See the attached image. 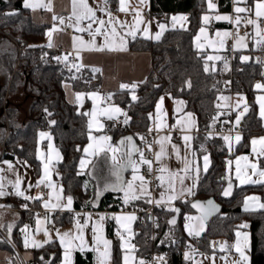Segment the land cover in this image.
<instances>
[{"label": "trees", "instance_id": "1", "mask_svg": "<svg viewBox=\"0 0 264 264\" xmlns=\"http://www.w3.org/2000/svg\"><path fill=\"white\" fill-rule=\"evenodd\" d=\"M254 1L248 0L251 4ZM114 2L115 0H112V3ZM207 2L208 0H151L150 11L156 20H168L171 14L184 12L187 14L189 25L185 29L166 31L159 41L152 42L146 38L134 40L135 45H132L136 49L152 52L153 69L146 83L136 88V101L131 99L132 95L128 89L115 92L114 101L125 108L130 119L127 124L123 123L124 128L121 131H117L111 124L108 129L114 132L113 139L118 135L133 133L142 145L139 137L151 126L156 99L163 93H169L173 97L184 98L188 109L197 113L201 132L196 136V156L199 159L204 155L209 156L208 170L199 178L195 194L191 199H180L176 202V206L182 208L178 230L169 225V217L174 212L168 211L167 208L157 209L160 217V235L155 244L147 240L148 230L137 224L139 230L135 240L138 255L156 246L173 247L178 243L194 240L196 236H189L183 229L182 220L185 212L193 211L190 205L193 199L215 197L222 204V210L206 224V229L199 236V249L196 252L220 251V239L232 240L238 226L247 223L251 233V264H264V210L243 211L245 198L250 194H257L264 201V184L239 185L230 171L229 164L236 156L250 153L251 138L264 132V123L259 116L256 102V84L264 81V64L258 62L255 57L247 62H241V54L238 52L234 54L232 62L227 61L228 51L224 52L219 60L207 61L209 71H204L207 57L217 55L199 50L194 45V35L202 25V14L209 10ZM22 5L23 0H0V78L2 76L5 78L4 84L0 85V112L2 111L4 123L8 118L9 131L3 140L8 151L6 155H20L38 165L36 156L38 134L42 130L50 131L63 156L57 166L64 192L73 197L74 209L92 208L96 184L87 183V173L79 166L90 131L89 117L83 115L88 112L90 100L88 99L83 109H80L76 103L67 99L65 84L71 83L76 91H89L101 87L102 74L93 73L89 68H82L79 72L75 69L69 71L64 62H57L54 59L57 57L55 50L40 44L46 34V26L35 24L30 11ZM218 9L231 11L232 0H219ZM9 12L17 14L8 16ZM16 43H27L32 47H28L19 55ZM225 60L228 63L227 69L224 66ZM73 76L76 78L73 79ZM223 79H227L230 84L226 85ZM189 81L191 87H188ZM231 90L236 96L243 95L246 98L249 110L236 127L242 139L237 145L232 142L229 150V145L222 137L224 135L234 137L237 133L208 132L213 128L210 127L213 120L208 112L217 111V100L226 97ZM6 93L7 97L17 94L33 96L28 108V120L23 125H13L9 121L18 114L15 106L7 107L5 118L3 108L5 104H9L8 98L6 101L4 99ZM238 110L239 107L236 109L234 124ZM11 150L14 151L13 154L9 153ZM260 164L264 167V156L260 157ZM224 176L226 178L223 180ZM227 180L236 181L234 195L229 199L221 196ZM8 200L13 206H21L24 201L13 196ZM123 202L122 193L109 192L105 195L101 208L116 209ZM132 203L145 207L149 205L145 199ZM56 215L60 220L65 214ZM19 223H23V217ZM169 233L170 236L166 239ZM41 257L44 259L41 260ZM60 257V247L56 242H51L43 248L35 249L32 264H58ZM114 264H118L116 258Z\"/></svg>", "mask_w": 264, "mask_h": 264}, {"label": "snow or ice", "instance_id": "2", "mask_svg": "<svg viewBox=\"0 0 264 264\" xmlns=\"http://www.w3.org/2000/svg\"><path fill=\"white\" fill-rule=\"evenodd\" d=\"M241 2H244L247 4V0H233L234 3V12L237 14L235 17V20L233 21L232 16L230 15H215L214 19L216 21H229L234 23V26L237 28V32L235 34V43L233 45L234 50L239 48H246L247 47V38L251 36V39L253 40L256 47L264 48V30L261 29L259 21L264 18V0H255L254 3V9L253 7H239L235 6L236 4H239ZM146 3V0H140V4L144 5ZM108 4V0H105V5ZM72 5V14L69 17V20L71 21L72 17H75V23L70 24L69 26L74 27L75 31L77 32H87L88 35L91 37L89 41L83 40L82 37L74 36L73 39V49L76 51V59H81L80 52L87 50V51H127V37H131L132 40H135L137 37V33L142 31V34L144 38L146 39H155L159 41L161 39V36L167 29V25L157 22V27L159 28V31L151 34L150 32V24L151 22H148V25L145 26L142 30L140 29L139 25L144 24L145 21L143 19L142 11L138 8L135 10V24L133 25L132 29L125 32L123 35H121L119 32H117L116 27L113 25V21L110 19L109 21H105L103 19H98L96 17V10H94L89 4L87 3V0H71ZM23 8L25 9H32L35 11L37 8H45L48 11H52V5L51 0H49L48 3H45L44 0H37V2H33V0H23ZM207 6L209 9H216L217 5L212 2V0H208ZM100 11L107 12V8H101ZM119 11L127 12L128 6L126 4V0H119ZM254 11V15L256 17L255 20L253 19H245L246 25H253L254 26V35L250 33H245L244 36L239 35V25L241 24L242 17L239 15L240 13H252ZM16 12H9L7 13L8 16L16 15ZM109 17H111V13L107 12ZM57 17L53 15V20H56ZM60 24H64V18L59 17ZM90 21V23L87 24V27H81V21ZM173 27H175L176 23L186 21V16H173L171 18ZM203 23L208 24L210 21V17L208 15H205L202 17ZM96 23L99 26L93 29L92 24ZM107 25H111V27H106ZM125 25L123 22H120V27L123 28ZM181 27L183 25L181 24ZM63 29L58 28L55 24H53L52 28L49 29L46 32V35L48 37V43L46 47L52 48L54 47L53 43V33L62 31ZM201 33L205 32V28L201 27L200 29ZM232 33L224 32L220 33L217 32V37H223L227 38L229 36H232ZM101 36L103 37V43L98 44L96 41V37ZM196 40H200V36L196 37ZM220 45L223 46L224 39H221L219 41ZM29 47H32L31 45ZM197 47L199 48L200 45L198 44ZM71 53L64 55V56H57L54 57L57 62H64L65 67L68 68L69 71H72V69H75L77 72L80 71L81 68L85 67L83 64L79 63H73L68 64L69 56ZM221 57L219 56H208L205 62L204 71L208 72L209 67L207 64V61L211 60H219ZM250 57L248 56H241L240 60L241 62H247L249 61ZM259 62V61H258ZM225 68H228V63L225 60L224 64ZM93 73L99 72V68H93ZM76 77L73 76V79ZM141 83H146V81H142ZM67 87V85H66ZM138 87L137 83H133L131 85L126 83H121L119 85L120 90L128 89L132 92L131 99L133 101L137 100V96L135 95V90ZM188 87H191V82H188ZM257 88L264 87L260 84L256 85ZM84 93H77L75 96V99L77 102H80L84 98ZM90 99L93 100V110L91 112H85L83 115L88 116L89 129L92 128V123L94 120L97 119V113L95 109V100L97 98V93H89L87 94ZM115 95V93H109L107 97H102L101 99L105 100H111L112 96ZM221 99H228L227 97H221ZM241 99H243L241 97ZM259 106H260V118L264 120V96L257 98ZM163 102V97H161V103L157 104V118L159 119V114L161 112V104ZM82 107V104H81ZM219 108L220 105H217ZM239 107V104L236 106ZM248 106L245 103L243 107V111L238 112L235 118V124L234 127H238L240 125V122L244 115L248 112ZM45 111H47L45 109ZM228 114L224 112H220L217 114L216 117L213 118V125H210V127H213L215 125V122L219 119L220 115ZM51 115V113H49ZM102 115L107 120H119V117L123 115L125 117L123 123L127 124L129 121V117H127V113L124 112L121 108L115 105L109 106V108L104 109L102 112ZM188 117H191V113L187 114ZM151 116V114H150ZM51 123H55V121H51ZM180 124V122H177ZM224 123H228V121H225ZM162 127H166V125L157 124L156 130H161ZM175 127V126H173ZM103 124H98L97 130H102ZM153 129H149L151 132ZM180 130L186 131L190 129H186L184 125H180ZM233 129H230L231 132ZM47 134L46 133H40L41 138H44ZM50 138V137H49ZM90 140H96V144H89L87 148L84 149V152L87 154L89 151V148H91L92 155L95 157H100L101 155L104 157V163L108 165V175L107 176H101L99 174L100 170L97 168L96 165H93V178L96 180V193H95V199L92 202L93 206H96L95 201L99 200L100 196H102L106 192H120L123 193V200L124 203L127 204L132 200H139V199H145L146 203H155L157 207L165 206L168 211L170 212H179V209L172 206L173 201L177 199H183L185 195H194L193 189L196 187V184L199 180V174H200V166L197 164L195 167H193V161L188 158L187 150L191 148V141L192 136L190 135H183L182 140L184 142V148L186 150V154L181 156L180 154V148L179 146L172 144L171 149L172 152L169 153L167 151L166 144L171 143V136H161L159 140L155 141L159 145V151L155 153V162L159 165L157 172L158 175L156 179L159 181L157 187L161 188L162 191L160 192L159 199L154 200L152 198V194L149 191V184L150 181H148L144 175L140 174V167L142 165H147V170L149 173L152 172V165L153 161L148 160L144 156V152L138 148L133 140V137L129 136L124 139H122L118 146H112L110 143V137L107 136H99V137H93L89 136ZM142 141L145 142L147 148L149 151L152 150V144L148 143L144 137H140ZM222 139L229 145V150H231V144L234 140L235 143H239L242 139V136L237 133L235 137L231 135H224ZM261 145V149L259 153H257L258 156H264V137L260 138H253L251 141V144L255 146L256 144ZM51 147V145H49ZM253 152L256 153V148L253 147ZM138 154L139 155V161L134 159V156ZM172 155H175L176 159L183 165L182 168L173 170L168 167L167 161L171 159ZM194 156L195 153H192ZM246 159V158H244ZM203 170L204 172H207L208 165H209V156L204 155L203 156ZM51 161L44 163V171L43 176L41 179H39L36 182L35 187H39L40 185H45V187L53 189V192L49 193V200L45 201L43 203V207L46 210L49 211H72V205H73V197L67 196L64 198L62 196L63 188L62 186L59 187L57 191V185L54 184L50 178L49 174V163ZM110 162V163H109ZM87 163H91V161H88ZM231 162L229 161V164ZM86 166V161L81 160L80 167L81 169H84ZM251 169V174L249 175L247 171L244 172L242 175L241 169L239 165L236 168V179L239 180L240 184L245 183H253V184H264V169H260L258 167V163H251L247 166ZM9 170L15 172L13 166L9 163L8 164ZM131 170L132 176L130 180L124 179V173L125 171ZM3 169H0V172H2ZM80 174V173H78ZM253 176H257L261 179H253ZM3 177L0 176V197H4L6 195L14 194L19 197H23L25 200H42V196L32 197L29 195H25V191L21 189L22 180L20 176L17 174V178L15 182L9 181L8 183L12 184V187L14 189L13 193H8L5 190L6 185L3 183ZM186 179H191L193 181L192 185L185 186L184 181ZM29 187H32V185H29ZM87 187V185L85 186ZM55 193V195H54ZM224 196H230L231 195V183H229V187L223 191ZM55 200V203L52 202V200ZM64 199H66V203L62 202ZM0 207H4L0 205ZM25 209H27V204L22 205ZM192 207L194 208H200L202 209V216L200 219V224L198 230H194L193 227L189 226L188 224L185 225V229L188 232L189 236H200L201 232L204 231V223L203 221L206 220L209 216L213 215L214 213L219 211L218 206L214 204L213 201L209 200L207 201V205L200 204V203H193ZM258 210H264V203L259 202V197H247L245 198L244 204H243V211L245 212H255ZM50 217L46 216L44 220H41L37 218L36 224H37V232L43 231L44 236L46 239L44 241L36 240L35 238H30L28 235V226L25 225L23 229H21V232L24 233V247L25 248H43L44 244L51 243V237L49 235V230L47 228H41L40 226L43 225L46 221H50ZM75 219V232H63L61 233L59 230H56L57 237L59 239L60 246L63 248V259L62 264H73V253L75 251H79L81 253H84L86 251H92L96 253V264H110L111 261V245L112 242L108 239H106L103 235L104 233V221L106 219H114L117 224H119L121 227L117 229V236L119 237L121 241V249L125 252L123 257V264H129L130 257L128 255L129 250H135V245H131L126 240L125 234L129 233V224L136 220L137 217L135 215H112L107 216L104 214L99 215L98 219L93 221V217L91 214H85L84 215V223H81V214H76L74 217ZM186 219H193L191 217H186ZM92 222L91 225V231H92V245L89 246L88 241L85 239L84 230L89 226V222ZM169 224L175 225L176 219L173 217L171 220L168 221ZM3 225H0L2 227ZM13 225H8L7 229L8 232L11 233ZM121 228L123 231H121ZM249 224L242 223L238 226V230L235 232L236 240L233 245L230 247L235 249V252L238 253V259H235L231 261V264H249V256L246 254L248 250H250L251 247V235L247 231H241L240 229H248ZM170 236V233L166 235V239ZM161 243H164V241H161ZM213 247H215V242H213ZM226 248V245H221V251H224ZM185 259H191V254L186 252ZM44 257H41V260H43ZM206 259H212L213 264L215 262V256L212 257H206ZM221 259H227L226 257H221ZM155 264H167V261L164 256H158L154 258ZM139 264H145L143 260L139 261Z\"/></svg>", "mask_w": 264, "mask_h": 264}, {"label": "crops", "instance_id": "3", "mask_svg": "<svg viewBox=\"0 0 264 264\" xmlns=\"http://www.w3.org/2000/svg\"><path fill=\"white\" fill-rule=\"evenodd\" d=\"M33 2H37V0H33ZM44 2L48 3L49 0H44ZM150 2L151 0H146V3L144 5H141L140 0H126L128 11L122 12V11H119V0H115L114 3H112V0H108L107 5H105V0H87V3L89 4V6H91L94 10H96V17L98 19H103L106 22L111 19L113 21V25L117 29V32H119L121 35H123L125 32L132 29L133 25L135 24V19H134L135 10L138 8L142 11L143 19L145 21L144 24L139 25L141 30L145 26L148 25V22H151L150 24L151 34H154L159 31V28L157 27V22L167 25V29L161 36V39L166 33V31L170 29H185L188 27L189 25L188 17H187V14L184 12L173 13L170 15L168 20H156L151 14ZM213 3L217 5L216 9H209L207 12H204L202 14V17L205 15H208L210 17L209 23L204 24L202 20V25L200 26V28L197 30L196 34L194 35V45L196 46V48H198L197 45L199 44L200 45V47L198 48L199 50L217 53L216 56H219V57H221V55H223L224 52H228L232 50L234 54L238 52L241 54L240 56L250 57L249 60L255 57L259 62L264 64V48L256 47L253 40L251 39V36L247 38L246 48H239V49L234 50L233 45L235 43V34L237 30L236 26H234V23L229 22V21H216L214 19L215 15L217 14L230 15L232 16L233 21H234L237 14L234 12L233 0H232L231 11H221L218 9V2H213ZM254 3L251 4L247 0V4H245L244 2H241L239 4H236L235 6H239V7L247 6V7H253L254 9ZM51 5H52V11H48L45 8H37L35 11H33L32 9H28L31 14V19L37 25L46 26V32L52 28L53 24H55L58 28L63 29L62 31L53 33L52 39H53V43L55 46L50 49L62 48L63 53L59 54V56L67 55L69 54V52H74V55L76 56V51L73 49V39L72 38L74 36H78V37H82L83 40L85 41H89L91 37L88 35L87 32H77L75 31L74 27L69 26L70 24L75 23V17H72L71 21L69 20V17L72 14L71 0H51ZM105 7L107 8V12L111 13V17H109L107 12L99 10ZM53 15L57 17L56 20H53ZM239 15L242 17L241 24L239 25V27L245 24V19H248V18L253 19V20L256 19L254 15V11L252 13H240ZM173 16H177V17L186 16L187 20L178 22L176 23L175 27H173L172 20H171ZM59 17L64 18L63 25L60 24ZM120 22L124 23L125 26L123 28L120 27ZM212 22H215L216 25L212 26ZM88 23H90V21H87V20L81 21L80 26L87 27ZM181 24L183 25V27H181ZM98 26L99 25L96 23L92 24L93 29H95ZM68 27L71 29H68ZM106 27H111V25L106 24ZM201 27L205 28L204 33L200 32ZM260 27L262 30H264L263 25L260 24ZM217 32H220V33L229 32V33H232L233 35L227 38L217 37L216 36ZM247 33L254 35L253 25H251L250 30ZM239 35L244 36L245 34L239 33ZM197 36H200L199 41L196 40ZM136 38H144L142 31L137 33ZM126 39L128 41L127 51H108V50L87 51V50H84L80 52L81 59H79L78 62L85 66L83 67V69L89 68L90 70H92L94 67L99 68L100 69L99 72L102 74L101 87L94 88L89 91H85L86 94L92 90H95V91H98L97 93L102 94L103 97H107L109 93H115L116 91L120 90L119 85L121 83H126L129 85L133 83H137L139 87L140 84H143L141 83L142 81L147 80L150 72L153 69L152 52L150 50L136 49V47L133 46L135 45V41L132 40L131 37H127ZM221 39H224L223 46H221L219 43ZM149 40L152 42L157 41L155 39H149ZM96 41L98 44L103 43V37L97 36ZM47 43H48V37L45 34L44 38L40 41V44L44 46L45 48H48L46 47ZM4 81H5V78L2 76L0 78V85L4 84ZM257 84L264 86V81H259ZM256 89H257L256 102L258 104V111L260 113V106H259L257 98L264 96V87H261V88L256 87ZM65 90H66L67 99L70 102L76 103L78 105L75 99V96L77 93L83 90L76 91L71 83L65 84ZM17 95H12V97H15ZM131 95H132V92H131ZM7 96H8V93H6V96L4 98L5 101L8 98L7 101L9 102V104L8 105L5 104L3 108L4 113H5V118L7 117L6 115L7 107L11 104L10 102L11 99L10 97H7ZM22 97L24 98V100L26 99V101L29 100V98L33 99V96L31 95L27 97L26 96H22ZM161 97H163V102L161 104V112L159 114V119H158L157 118V104L161 103ZM237 98L238 96H236V106L238 104ZM111 100L114 101V95L112 96ZM106 101L108 102L110 100H106ZM20 104L21 103L15 106L18 109V114L15 115L12 119H9V121H11V124L13 125H23L26 122V120H23L19 117V113L21 111ZM189 113L192 114L191 117H188L187 114ZM27 116H28V113H27ZM6 119L8 122V118ZM178 121L180 122V124L177 123ZM112 123L113 122H111V126L113 127ZM263 123H264V120H263ZM157 124L166 125V127H162L161 130L157 131L156 130ZM180 125H184L185 128L190 129V131L186 130L182 132L180 130ZM150 128L153 129V131L157 133L155 141L159 140L161 136L170 135L171 143L166 144L167 151L171 153L172 152L171 145L175 144L179 146L181 156L186 154L182 136L183 135L192 136L193 139L191 141V148L187 150V154H188V158L193 161V167H195L197 164L200 166L201 171L199 174V178L201 177L202 173L204 172L203 170L204 161H203V157L199 159L198 156H196V149H195L196 136L201 132L200 125H199V119H198V115L196 112L188 109L187 101L184 98L173 97L169 93H163L159 95L154 105V109L152 113V123H151ZM8 131H9V126H6V123L3 122L2 111H1L0 112V155H1L2 147H3V140L5 136H7ZM173 134H176L178 136L176 140L172 139ZM260 135L264 136V132L260 133ZM155 141H154V161H155V153L159 151V145L155 143ZM192 153H195V155L193 156ZM146 159L151 160V158H148L147 156H146ZM103 161H104V158L101 161L96 162L94 165H96L97 168L100 170L99 174L101 176H107L108 175V165H106ZM9 163L13 166L15 172L9 170L8 168ZM57 164L55 165V174L51 180L54 184L57 185V191H58L59 187L62 186L63 188V183L58 176ZM167 164H168V167L173 170L183 167V165L176 159L175 155H172L171 159L167 161ZM156 166L157 168L159 167L157 163H156ZM141 168H140V174H141ZM0 169H3V171L0 172V176L4 178L3 183L6 186L8 184H11V183H8L9 181L14 183L17 178V174H18L22 180L21 189L25 191V195H29L32 197L43 195V192L40 190V186L35 187L36 182L42 177V171L39 170V164L36 165L35 163L27 160L26 158L20 155H14V156L5 155L4 157H0ZM92 173H93V166L90 169V176H89L90 180L87 179V183L90 185L96 184V180L93 178ZM130 179H131V176L129 173L127 180H130ZM192 183L193 181L191 179H186L184 181L185 186L190 187ZM29 185H32V187H29ZM195 188L193 189V191L195 190ZM149 191L152 194V198L156 200V199H159V195L162 190L159 192L153 193L151 184H149ZM47 192H48V197L43 198L42 200H25L23 197L13 196V197H17L21 201L24 200L21 206H13L10 200H8L9 197H11L10 195H6L3 198L5 201L4 203L12 207H22V205L27 204L28 207L44 208L43 203L49 200V193L53 192V189L47 188ZM62 196L66 198L69 195H67L63 190ZM122 196H123V193H122ZM185 197H187V199H191L189 195H185ZM177 200H180V199H177ZM177 200L173 201L175 205H176ZM132 201H135V200H132ZM52 202L55 203V200L53 199ZM62 202L66 203V199H64ZM73 210H74V206L72 205V211ZM72 211H67V210L49 211L48 217L51 218L50 221H46L43 225L40 226L41 228H47L49 230L51 242H56L61 249V257H60L58 264H62L63 248L60 246L56 230H59L61 233L69 232V231L73 233L75 232L74 217L76 216V213H73ZM63 213L65 214L63 218L58 220V217L56 214H59L60 216ZM118 213H129V212L119 211V212H114L111 214H104V215L112 216ZM34 215H35V212L31 210H26V209H21V210L9 209V210L0 211V222L3 225V228L8 231L7 226L13 225L12 231L11 233H9L12 238V242L7 241L2 235V233L0 232V264H21L19 252L21 253L22 257L25 260L30 261L32 264L34 256H35L36 248H31V247L25 248L24 247V243H23L24 233L21 232V229H23L24 226L27 225L28 235L30 238H35L36 240H39L41 242L46 239L43 231H40V232L36 231L38 227L36 224L37 218L35 219L34 222L26 221L27 218L32 217ZM22 217H23V223H19ZM97 219L93 218L94 221ZM41 220H44V219H41ZM81 223H84V219H81ZM103 223H104L107 233L113 239V243L111 245L110 264H114L115 258L117 259L118 264H123V257H124L125 252L121 249V245H120L121 242H120L119 237L115 236L117 233V229L119 227L114 219H106ZM137 224H138V221H137ZM204 224H205V227H204V230H205L206 223L204 222ZM175 229L178 230L177 228ZM138 230L139 229L134 231V237H133V241H134L133 245H135V250H129L128 252V255L130 257L129 264H136L137 245H136L135 237H136V233ZM245 231H248V230H245ZM185 233L187 232L185 231ZM84 235H85V239L88 241L89 246H91L92 245L91 225L88 226L84 230ZM235 240H236V236H234L232 240L221 238L219 241L220 251H216L212 253L195 252L192 255L193 264H213L212 259H206V257H212V256H215L214 264H231V261L238 259V253L235 252L234 248L230 247L231 245L235 243ZM221 245H226V248L224 251H221ZM115 247H117V250H115ZM246 254L249 256V264H251L250 250H248ZM221 257H226L227 259H221ZM73 264H96V253L92 251H86L84 253L75 251L73 253Z\"/></svg>", "mask_w": 264, "mask_h": 264}, {"label": "built area", "instance_id": "4", "mask_svg": "<svg viewBox=\"0 0 264 264\" xmlns=\"http://www.w3.org/2000/svg\"><path fill=\"white\" fill-rule=\"evenodd\" d=\"M212 2H219V0H212ZM259 23L261 25L264 26V18H262ZM216 23L212 22V26H215ZM251 25H242L241 27H239L238 31L241 34H245L246 32H248L250 30ZM68 29H71L68 27ZM237 32V30H236ZM17 45V51L18 54L20 55L22 52H24L30 45L27 43H16ZM53 50H55L56 55L58 56L59 54L63 53V49L62 48H53ZM71 53V55L69 56V60L68 62L70 64L73 63H79L78 60L76 59V56L74 55V52H69ZM234 58V52L231 50L229 51V53L226 55V60L227 61H233ZM80 64V63H79ZM223 82L226 85H229V81L227 79H223ZM142 84H140L139 86H141ZM228 99H221L219 98L217 100V104L220 105V107L217 109V111H212L211 113L208 112L209 115H211V118L213 120L214 117L217 116L218 113L220 112H224V113H228V114H223L219 116V119L215 122V125L213 126L212 130L208 131L210 133H214V134H235V133H239L240 131L234 127V117L236 114V95L234 91H229L227 96ZM225 121H228V123H224ZM113 127L117 130V131H121L124 128V124L123 121L121 119L116 120L112 123ZM230 129H233L231 132L229 131ZM157 133L155 131H149L147 130L144 133V138L146 139V141L148 143L152 144V150L149 151L148 149L145 151V155L148 158H151V160L153 161V165H152V172L149 173L147 170V165H143L141 168V174L145 176V178L150 181L151 184V188H152V192H159L162 189L157 187L159 181L156 179L158 172H157V166L156 163L154 161V141L156 139ZM178 138V136L176 134H173L172 139L176 140ZM6 153H8V151L6 150L5 146L2 147V151H1V155L0 157H4L6 155ZM9 153L13 154L14 151L11 150ZM5 190L8 193H13L14 189L12 187L11 184H8L5 187ZM40 190L43 192L42 197L43 198H47L48 197V192H47V188L45 187V185H40ZM10 196H16L14 194H11ZM4 198L0 197V205L4 206V207H0V211L3 210H9V209H25L22 207H12L10 205H7L4 203ZM166 209L165 206H161V207H157L155 205V203H151L148 206H142V205H135L132 202H129L127 204H125L124 202L120 205V207L116 208V209H112L109 207L106 208H81V209H74L72 212L76 213V214H81V219H84V215L85 214H91L92 217L94 219H97L99 217V215L101 214H111L114 212H119V211H123V212H129V213H134L138 216V224L142 229H147L148 233H147V240L149 242H151L152 244H155L158 241L159 235H160V217L157 214V209ZM26 210H31L33 212H35V215L32 217H29L26 219L27 222H34L36 218L39 219H44L46 216H48L49 210H46L45 208H35V207H27ZM110 222V221H108ZM183 223L187 222V219L184 217L182 220ZM0 225L1 222H0ZM0 232L2 233V235L4 236V238L9 241L12 242V238L9 234V232L7 230H5L2 227H0ZM117 237V234L115 235ZM196 240L199 241V237L196 238ZM199 246H198V242H195V244H189V243H178L175 246H165V247H161V246H156L153 248H149L148 250L144 251L141 254H137V260H136V264H139L140 260H143L145 262V264H155V260L154 258L158 257V256H164L167 264H193L192 261V255L198 250ZM188 252L191 254V259L186 260L185 259V253ZM19 256H20V260H21V264H31L30 261L25 260L21 253L19 252Z\"/></svg>", "mask_w": 264, "mask_h": 264}, {"label": "rangeland", "instance_id": "5", "mask_svg": "<svg viewBox=\"0 0 264 264\" xmlns=\"http://www.w3.org/2000/svg\"><path fill=\"white\" fill-rule=\"evenodd\" d=\"M93 92H96L97 93L98 91L92 90V91L88 92L87 94L93 93ZM79 93H84L85 94L83 100L80 101V102H77L79 108L80 109H83L86 101L89 99L90 100V103H89L88 112H91L93 110V107H94L93 100L88 97V95L86 94L85 91H81ZM97 94L98 95H97V98L95 100V109H96V113H97V119L94 120L93 123H92V128L89 131V136L91 135L93 137H99V136H107V137H110L111 139H110V141L108 143H110L112 146H118L119 145L118 140L120 138V135H118V137L116 139H113L112 138V135H113L114 132L113 131H110L108 129V127L111 124V122H114L116 120H107L102 115V112H103L104 109L109 108V106H111V105L118 106L124 112H126V110L119 103H117V102H115L113 100H110V101L107 102L106 100L101 99L103 97L102 94H100V93H97ZM9 97L11 99V101H10L11 102V104H10L11 106H17V105H19V103H21L20 104L21 111L19 113V117L21 119L27 121L28 120L27 118L29 117V112L27 111V109H28L29 104H30V102H31L32 99L29 98V100L26 101V99L24 100V98L22 97V95H19V94L17 96H15V97H12V95H10ZM241 97L243 99H241ZM237 102L239 103V110H238V112L243 111V107H244V105L246 103V98L243 95H239L238 98H237ZM81 104H82V107H81ZM238 112H237V114H238ZM27 113H28V116H27ZM119 119H121L122 121H124L125 117L123 115H121L119 117ZM100 123L103 124V128H102V130H99L98 131L97 128H98V124H100ZM6 126H8V122H6ZM42 132L47 134L44 138H41V136H40V133H42ZM142 134L143 135H141L140 137H144V133H142ZM89 136H88V141H87L84 149L87 148L90 143L93 144V145H95L97 143L96 140H90L89 139ZM260 137H264V136H262L260 134H256V135H254L251 138V141H252L253 138H260ZM232 142H234V145H237V143H235L234 140ZM49 145H51V147H49ZM3 146H4V141H3ZM36 147H37L36 148V156H37L38 161H39V170L42 171V176H43L44 163L45 162H48L50 160L51 162L49 163V174H50V178L52 179L53 176H54V174H55V165L63 157L62 156V152H61L59 146L55 142V139H54L53 134L50 131H48V130H42V131H40L39 134H38V142H37V146ZM253 147L256 148V153L253 152ZM140 149L143 152L147 149V146H146V144H145L144 141H142V145H141ZM260 149H261V145L259 143L256 144L255 146H253L251 144V151H250L249 154L238 155V156L235 157V159H234L233 162L231 161V163H230L231 164L230 171L233 172V175H234L235 178H236V168H237L238 165H239V167L241 169L242 175L244 174L245 171H247V173L249 175L251 174V169L247 167L251 163H258V167L260 169H264V167H262L261 164H260V157H262V156H258L257 155V153H259ZM92 151L93 150L91 148H89L88 153L86 154L84 152V155L80 159V162H81V160H85L86 161L85 168L84 169H81V170L83 172H86L87 173V179H89V180H90V177L89 176H90V169H91V167L96 162H99V161H101L104 158L102 155L100 157L93 156L92 155ZM144 156H145V153H144ZM145 158H146V156H145ZM244 158H246V159H244ZM135 159L137 161H139V155L138 154L136 155ZM88 161H91V163H87ZM203 164H204V162H203ZM79 166H80V163H79ZM200 171H201V169H200ZM130 176H132V172H130ZM252 178L253 179H261V178H259L257 176H253ZM237 182H238L239 185H243V184H240L239 180H237ZM245 184H247V183H245ZM247 197H259V202L260 203H264V201L261 199V197L259 195H257V194H250ZM190 198H191V195H190ZM186 199H187V197L184 196L183 200H186ZM172 206L175 207L176 205L174 203H172ZM115 215H135L137 217L136 220L132 221L129 224V230H130L129 233H126L125 234V237H126V240L128 241V243L131 244V245H133V242H134L133 241L134 231L137 230V229H139V227L137 225L138 216L136 214H134V213H118V214H115ZM185 217H191L193 219H190V220L187 219V222L185 224H183L184 231H186V229H185V225L186 224H188L189 226L193 227L194 230H198L199 224L201 222L200 219H199L201 217L200 214L197 213L194 210L193 211H187V212H185ZM203 223H204V221H203ZM90 225H92V222L91 221L89 222V226ZM117 225H118L119 228L121 227L119 224H117ZM204 227H205V224H204ZM240 230L241 231H245V230H248V229H240ZM121 231H123L122 228H121ZM247 232L250 233L249 230ZM103 235H104V237L106 239L110 240L113 243V239L107 233V231L105 229V226H104V233H103ZM250 235H251V233H250ZM198 237H195L194 240L189 241V242H186V243L195 244V242H198V240H196V238H198Z\"/></svg>", "mask_w": 264, "mask_h": 264}, {"label": "water", "instance_id": "6", "mask_svg": "<svg viewBox=\"0 0 264 264\" xmlns=\"http://www.w3.org/2000/svg\"><path fill=\"white\" fill-rule=\"evenodd\" d=\"M129 136L133 137V140H134L136 146H137L138 148H140L139 141H138L137 137H136L133 133H128V134L121 135L120 138H119V140H118V142L120 143V141H121L122 139H124V138H126V137H129ZM112 138H113V137H112ZM136 155H137V154H136ZM136 155L134 156V159H135ZM130 172H131V170L129 169L128 171H125V173H124V179H125L126 181H127V178H128V174H129ZM225 178H226V177L224 176L222 179L224 180ZM229 183H231V195L226 197V196L223 195V191L229 187ZM235 189H236V181H235V180H227V181L225 182L224 186H223V189H222V192H221V196H222L223 198L229 199V198H231V197L234 195ZM109 192H110V193H113V194H121L120 192H111V191H109ZM109 192L104 193L102 196H100L99 200L95 201L96 206H93V203H92V207H93V208H96V209H99V208L101 207V205H102V202H103V199H104L105 195H106L107 193H109ZM95 193H96V190H95ZM94 199H95V196H94L92 202L94 201ZM209 200L213 201L214 204H215L216 206H218L219 211L216 212V213H214L213 215L209 216L206 220H204V222H205L206 224H207V223H208V222H209L214 216L218 215V214L221 212V210H222V204H221V203H220L215 197H209V198H206V199L195 198V199H193V200L190 202L191 207H192L193 203H200V204L205 205V207H206V205H207V201H209ZM175 208L179 209V212H178V213L174 212V213L169 217V220H171L173 217H175V219H176V224H175V225H171V224H169V225L172 226V227H175V228L179 229L180 218H181V214H182V208H181L180 206H176ZM192 209H193L194 211H196L197 213H199L200 216H202V209H200V208H194V207H192ZM169 220H168V221H169Z\"/></svg>", "mask_w": 264, "mask_h": 264}]
</instances>
